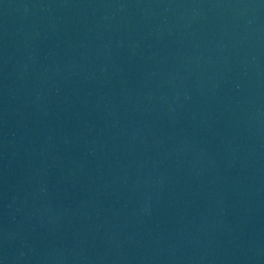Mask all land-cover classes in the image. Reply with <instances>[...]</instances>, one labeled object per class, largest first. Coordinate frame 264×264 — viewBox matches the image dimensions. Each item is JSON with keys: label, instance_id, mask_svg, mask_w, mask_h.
Returning a JSON list of instances; mask_svg holds the SVG:
<instances>
[{"label": "water", "instance_id": "obj_1", "mask_svg": "<svg viewBox=\"0 0 264 264\" xmlns=\"http://www.w3.org/2000/svg\"><path fill=\"white\" fill-rule=\"evenodd\" d=\"M0 264H264V0H0Z\"/></svg>", "mask_w": 264, "mask_h": 264}]
</instances>
